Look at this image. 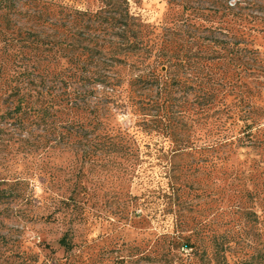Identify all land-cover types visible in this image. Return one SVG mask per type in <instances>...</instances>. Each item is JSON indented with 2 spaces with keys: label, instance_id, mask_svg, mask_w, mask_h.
<instances>
[{
  "label": "rangeland",
  "instance_id": "374dc122",
  "mask_svg": "<svg viewBox=\"0 0 264 264\" xmlns=\"http://www.w3.org/2000/svg\"><path fill=\"white\" fill-rule=\"evenodd\" d=\"M100 1L0 0V184L16 178L24 182L20 196L0 200V235L5 237L0 241V264L22 260L24 264H215L209 244L212 236L226 247V264H263L264 0H245L248 4L241 6L246 16L241 20L231 13L219 17L220 11L213 12L219 0H128L130 11L146 25V38L153 48H187L194 32L201 34L190 24L242 33L251 47V66L236 70L235 93L225 100L246 109L245 103L251 104V145L245 133L236 132L242 124L238 121L234 134L245 145L221 147L217 178L211 182L203 175L200 181H192L181 198L180 214L158 207L140 211L131 204L119 211L111 199L97 192L85 201L86 211H80L73 205L83 196L74 194V170H68L78 164L74 151H62L54 143L44 145L46 133L40 129L15 131L10 112L15 105L14 75L24 66L31 67L30 41L37 40L42 54L51 47L50 54L60 55L49 66H73L61 56L69 53L62 50L68 48L62 41L84 38L87 34L80 32L87 28L70 26L64 14L71 13L69 8L94 10ZM79 57L82 62L76 66L93 69L85 55ZM150 58H156L154 53ZM118 117L128 123L127 116ZM216 118L223 124L224 115ZM127 188L138 195L134 185ZM69 196L74 199H63Z\"/></svg>",
  "mask_w": 264,
  "mask_h": 264
},
{
  "label": "trees",
  "instance_id": "16d2710c",
  "mask_svg": "<svg viewBox=\"0 0 264 264\" xmlns=\"http://www.w3.org/2000/svg\"><path fill=\"white\" fill-rule=\"evenodd\" d=\"M100 2L94 10L69 8L71 13L64 14L70 26L87 28L80 32L87 34L84 38L62 41L68 47L62 50L69 53L61 56L73 66H49L60 55L50 54L51 47L42 54L37 40L30 41L31 67L24 66L14 75L15 105L10 112L15 131L40 129L46 133L44 145L54 143L62 151H74L78 164L68 170H74V194L84 198L74 201L80 211H86L85 201L97 192L111 199L119 211L131 204L140 211L158 207L180 214L181 198L192 181H200L203 175L211 182L217 178L221 147L245 145L234 134L238 121L242 124L236 132L245 133L251 145V104L245 103L246 109L225 101L235 93L236 70L251 66V47L242 33L190 24L201 34L194 32L187 48H153L146 25L130 11L128 0ZM242 3L248 4L219 0L212 11L241 20L246 16ZM82 39L88 43L81 44ZM153 53L156 58L150 60ZM82 55L92 70L76 66ZM220 114L225 116L223 124L216 118ZM119 115L127 116L128 123L120 121ZM209 118L215 119L206 123ZM23 184L18 178L2 182L0 200L20 196ZM131 184L138 195L127 188ZM215 238L209 242L213 261L226 264V247ZM262 258L264 264V254Z\"/></svg>",
  "mask_w": 264,
  "mask_h": 264
}]
</instances>
